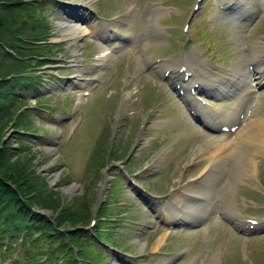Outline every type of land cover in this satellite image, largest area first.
<instances>
[{
    "label": "rangeland",
    "instance_id": "1",
    "mask_svg": "<svg viewBox=\"0 0 264 264\" xmlns=\"http://www.w3.org/2000/svg\"><path fill=\"white\" fill-rule=\"evenodd\" d=\"M192 1L166 2L180 5L181 9L185 10V17L191 9ZM204 1L200 15L191 24L192 41L200 39L197 35H200L201 31V39L207 40L204 47L215 51L216 56L220 57L222 54L224 59L221 61L216 57L214 60L229 67L234 63L241 64L237 71L233 69V65L231 69L243 75L247 70L243 62L245 46L249 44L250 47L251 44H257L260 38L264 39V11L260 12L261 15L257 14L258 0H247L249 11L242 13L241 10H245L246 4L239 0L238 2L244 3L241 10L224 15V19L216 24V30L211 31V24L203 22L208 14L215 12L214 0ZM141 2L142 0L46 1L42 12L46 13L51 25L46 41L52 44L53 53L46 63L37 67L42 78L38 83L40 91L37 87L15 91L17 98L27 97V104L24 106H30L24 110L26 116L22 117L24 121L28 118L27 127L20 126L22 129H28L26 135L21 137L13 126L8 125L4 127L3 136L9 140L12 150L16 151L22 144L28 145L29 150H24L20 158L27 155L28 162L35 172L46 180L47 186L58 200V209L62 210L69 204L72 212L89 214L90 219L99 215V208L105 197L107 199L102 206H113L106 212L111 214L112 225L118 227L113 230L114 241L106 238L104 240L126 251H115L96 241L95 245L102 248L100 252L98 248L92 249V256L98 264H144L151 259L154 264H165L182 247L187 248V254L176 264H264V235L249 236L244 241L233 225H227L215 215L197 222L193 228L187 230L159 227L153 220L152 211L144 204L141 193L132 188L133 184L124 178L122 168L130 172H138L141 169L144 173L138 174L141 185L156 193L168 191V194L172 192V186L179 182V189L183 183L189 181L190 176L211 163L208 158L199 157L195 159V165L191 166L193 168L184 173L183 178L179 176L182 166L191 159L193 153L201 148L207 149L214 136H217L210 131L201 130L191 122L175 93L146 73L141 62L140 48H127L107 56L111 54L108 42H101L99 38L91 36L94 31L102 34L106 32V22L102 18L109 17L119 10L129 14L127 18L121 15L114 21L117 26H121L122 32L129 30L128 26L132 25L135 30L143 28L139 12ZM87 5L94 7L101 18L91 14L84 7ZM180 12L171 17H162L163 12L160 11L153 19V31L162 32L164 38L150 43L147 50L151 56L168 54L174 48L173 50L177 51L174 55L175 61L183 58L186 51L197 61L193 51L202 47L197 43L189 42L179 51L175 48L176 42H184L175 28V20ZM78 13L79 16H76ZM81 15L88 17L83 23L88 31L76 38L75 34L71 36V30H65L64 22H75V19L82 18ZM255 15L260 16L256 18ZM159 18V22L168 27L165 30L167 39L164 31L159 29ZM121 21H124L122 25ZM257 47L260 49V46ZM99 63H106L105 68L97 67ZM207 63L210 64L209 61ZM128 69L140 73L129 86L126 85L129 80L123 76ZM96 75H101L102 83H87V77ZM83 89L90 90V93L81 98L82 102L77 107L74 102ZM237 102L238 97L233 94L229 99L222 101L221 105L223 108L231 107L230 109L234 110ZM253 113L264 117V94L259 91L255 93L249 116ZM78 116L82 117L81 123L77 121ZM141 119H147V124L144 131L139 132L138 140L131 148L136 126ZM113 123H116L115 127ZM71 125L77 127L72 136L67 138ZM155 125H166V128L151 130ZM170 140H173L170 142L173 145L169 154L156 157L158 149ZM129 151L128 157L124 159V154ZM243 153L248 155L245 151ZM16 158V155H12L10 160L14 161ZM165 159L166 161L162 162ZM223 161L222 164L215 162L210 169H214V173L220 172L210 182L212 186L208 189V196L212 197L209 200L213 202L216 201L220 181L231 158L226 157ZM234 161L235 174L230 177L234 188L229 198L232 197L235 209L230 216L233 220L242 214L260 216V224L264 225V209H261L264 208V197L251 190L252 177H249L252 181L246 175L241 177L236 168V164L239 165L244 174L246 171H252L264 183V153L255 155L256 170L245 165L242 155ZM152 167H158L160 170L150 176L145 170ZM237 178L238 181L235 182ZM207 184L209 185V182ZM247 198L250 199L247 201ZM200 201L202 202L196 201L198 206L207 200ZM35 210L47 216L56 212L55 209L44 207ZM192 217L197 219V216ZM85 225L90 227L88 222ZM103 229L107 230L105 227ZM167 239H172L173 252L169 255H156L157 248H167ZM15 259V256L10 254L5 262L0 260V264H27L26 261ZM45 260H48L46 256H41L36 263L45 264Z\"/></svg>",
    "mask_w": 264,
    "mask_h": 264
},
{
    "label": "trees",
    "instance_id": "2",
    "mask_svg": "<svg viewBox=\"0 0 264 264\" xmlns=\"http://www.w3.org/2000/svg\"><path fill=\"white\" fill-rule=\"evenodd\" d=\"M46 1L0 0V260L13 254L15 260L27 264H38L41 256H46L48 264L59 258L77 264L72 258H86L89 252L91 235L85 225L89 214L72 212L69 204L58 209V200L46 180L35 172L27 155L20 158L24 150H29L28 145L12 150L3 136L8 125L21 137L26 135L28 129H22L28 122V118L23 120L24 110L30 106H24L27 97L17 98L15 91L30 87L40 91L42 78L37 67L53 53L52 44L46 41L51 25L42 12ZM12 155L16 160H10ZM42 207L56 212L47 216L35 210ZM106 210L99 208L93 227H97V236L98 226H116Z\"/></svg>",
    "mask_w": 264,
    "mask_h": 264
},
{
    "label": "bare ground",
    "instance_id": "3",
    "mask_svg": "<svg viewBox=\"0 0 264 264\" xmlns=\"http://www.w3.org/2000/svg\"><path fill=\"white\" fill-rule=\"evenodd\" d=\"M258 1H261V0H258ZM240 3H241V5H244L243 2H240ZM76 16H79V14H76ZM81 16H82V18L75 19V22L74 21L73 22H64V25H66L65 30L66 31L71 30V36H74V34H75L76 38L80 37L81 35H83L84 33H86L88 31V28L83 24L85 21L83 19H87V18L83 15H81ZM75 48L76 49L78 48V44L75 45ZM261 51H262L261 48L259 49V47L253 46L248 55H251V57L256 56V55H260ZM240 68H241V64L234 63L233 69L235 71H237ZM200 74H203V72L201 71ZM236 74L243 76L242 79L247 80L249 82L251 72L248 69L244 72L243 75L240 73H236ZM80 75H82V74H80ZM76 78H79V77H76ZM259 82L264 83V74L261 75ZM251 86H253L252 80H250L249 83H245V86L243 87L242 91H240L238 93V96H241L242 92H245V90ZM261 92H262V94H264V88L261 90ZM209 111H213V109H210ZM236 111H237V109H234V110L230 109L229 111L224 112L223 114L221 113V115L215 119V122L217 123L220 120H231V121H233L236 117ZM210 119H213V118H210ZM238 135H241V137L244 139L242 140V143L235 146V145H233L232 141H233L234 136L238 137ZM246 139H250V140L258 139V140L264 141V117L262 115H252V116L246 117V119L242 120L239 127L233 133L222 132L219 135L214 136V139L212 140L213 142L210 143V146L204 150V152L201 154V157L208 158L212 164H214L217 161L221 162V164H222V163H224L223 160H226V157H229L230 153L236 149L237 150V157L242 155L245 162H246L245 165L247 167H251L253 170H256V168L254 166L255 155L259 154V153H263L264 152V146L261 145V148H259V149L247 148L245 145ZM244 151L247 152L249 156L247 154L243 153ZM236 168L238 170V173L242 177L244 175L242 169L237 164H236ZM214 171H215L214 169H213V171L209 170L205 175H203L199 179L200 181L198 180V181L188 182L185 185V189L181 193H179V192L175 193L174 197L179 199V198H183V195H185V194H188V195H190V194H201V192H202L203 194H205L206 199H208V197H209L208 196V189L212 186L210 182H212L214 180L217 173L218 174L220 173V172L214 173ZM233 174H235L234 171L232 172L231 176ZM229 181H230V184L228 187H230L232 189L231 190V192H232L233 188H234L233 183H232L231 179H229ZM237 181H238V178L236 179L235 182H237ZM208 182H209V185L207 184ZM231 198H229V196L227 197V199L225 200V206H224V209L229 214H231V212L235 209ZM212 204H214V202L212 200H209V199L204 204H201L200 206H198L196 204V202H187V204H185V206H184V214H186V216L196 217V216H198V213L200 210H201V212H204L209 207H211ZM177 205L182 206V202H179ZM240 225H243V223L241 222Z\"/></svg>",
    "mask_w": 264,
    "mask_h": 264
}]
</instances>
